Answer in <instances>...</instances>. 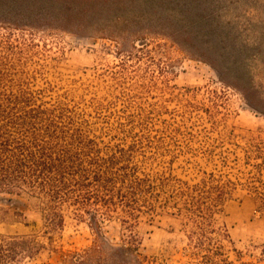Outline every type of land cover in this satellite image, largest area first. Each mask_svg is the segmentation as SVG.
<instances>
[{"label":"rangeland","instance_id":"374dc122","mask_svg":"<svg viewBox=\"0 0 264 264\" xmlns=\"http://www.w3.org/2000/svg\"><path fill=\"white\" fill-rule=\"evenodd\" d=\"M222 1L0 0V101L41 110L86 167L153 187L132 218L91 206L98 235L72 202L51 229L28 190L0 193V264H67L94 243L201 264L168 196L185 187L206 203L223 188V258L264 264V10Z\"/></svg>","mask_w":264,"mask_h":264},{"label":"trees","instance_id":"16d2710c","mask_svg":"<svg viewBox=\"0 0 264 264\" xmlns=\"http://www.w3.org/2000/svg\"><path fill=\"white\" fill-rule=\"evenodd\" d=\"M222 4H241L264 10V0H224ZM16 101V97L0 101V193L12 194L28 190L42 201L44 219L51 229L61 228L63 225L61 203L72 202L90 216L92 229L97 235L100 227L96 216L91 214V206L97 208L102 205L105 209L120 206L124 208L128 218H132L135 211H140V202L151 210L152 200L137 197L140 193L152 191L153 187L150 185L140 184L147 180L137 179L125 184L123 178H118L120 175L116 177V173H110L112 171L92 168L96 162L88 163L86 167L78 151L69 149L64 140L57 137L56 132L51 133V123H47L51 120L41 117V110L37 112L31 108L16 111ZM52 125L53 123L51 128ZM117 181L121 184L119 187ZM215 189L216 197L210 203L204 201L203 190L198 191L202 194L197 192L194 196L190 194L188 187L172 191L168 196L172 198L179 195L185 199L184 209L193 226L187 239L194 249L204 252L201 264H230L222 254L223 242H227L229 237L224 230L215 228L212 223L215 204L224 194L223 188ZM262 206L264 207V203ZM123 223L129 224L126 220ZM3 257L0 252V261ZM67 264L158 263L142 256L131 245L112 247L105 243H94L81 253H72Z\"/></svg>","mask_w":264,"mask_h":264}]
</instances>
